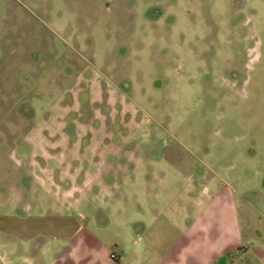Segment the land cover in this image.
Returning <instances> with one entry per match:
<instances>
[{
  "label": "rangeland",
  "instance_id": "1",
  "mask_svg": "<svg viewBox=\"0 0 264 264\" xmlns=\"http://www.w3.org/2000/svg\"><path fill=\"white\" fill-rule=\"evenodd\" d=\"M101 156L231 188L264 236V0H0V238L58 189L86 206Z\"/></svg>",
  "mask_w": 264,
  "mask_h": 264
},
{
  "label": "crops",
  "instance_id": "2",
  "mask_svg": "<svg viewBox=\"0 0 264 264\" xmlns=\"http://www.w3.org/2000/svg\"><path fill=\"white\" fill-rule=\"evenodd\" d=\"M99 164L107 168L99 170ZM88 165L89 183L79 196L87 205L76 204L81 199L75 193L65 202L61 189L58 196L49 194L51 204L25 203L20 221L6 224L0 238V263L264 264V236L242 223L231 188L210 191L208 178L197 192L192 183L191 191H172L164 179L156 189L154 175L146 171L156 166H141L146 162L140 159L128 178L124 163L110 171L108 156L91 157ZM59 174L54 176L61 179ZM112 249L118 251L115 259Z\"/></svg>",
  "mask_w": 264,
  "mask_h": 264
},
{
  "label": "built area",
  "instance_id": "3",
  "mask_svg": "<svg viewBox=\"0 0 264 264\" xmlns=\"http://www.w3.org/2000/svg\"><path fill=\"white\" fill-rule=\"evenodd\" d=\"M110 258L115 259L118 256V251L116 249H112L109 253Z\"/></svg>",
  "mask_w": 264,
  "mask_h": 264
}]
</instances>
